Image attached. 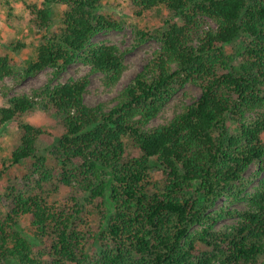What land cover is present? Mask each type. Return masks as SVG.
Masks as SVG:
<instances>
[{"label":"trees","instance_id":"trees-1","mask_svg":"<svg viewBox=\"0 0 264 264\" xmlns=\"http://www.w3.org/2000/svg\"><path fill=\"white\" fill-rule=\"evenodd\" d=\"M129 3L135 18L159 14L157 30L133 32L138 43L156 38L160 46L108 110L84 103L89 75L59 78L81 63L115 87L124 52L92 39L126 22L105 14L102 0L24 4L40 43L18 78L51 74L0 107V130L10 122L19 130L0 178L27 162L31 183L0 195V264H264V177L250 193L244 178L250 166L256 176L264 171V0ZM51 5L64 12L50 34ZM16 65L0 55V82L16 76ZM187 84L199 96L147 128ZM35 107L61 125L50 167L37 148L45 130L23 123ZM217 201L226 203L216 210ZM233 203L244 208L229 210ZM225 218L235 224L217 231Z\"/></svg>","mask_w":264,"mask_h":264},{"label":"rangeland","instance_id":"rangeland-1","mask_svg":"<svg viewBox=\"0 0 264 264\" xmlns=\"http://www.w3.org/2000/svg\"><path fill=\"white\" fill-rule=\"evenodd\" d=\"M43 0H0V55L6 54L16 62V76L5 78L0 82V107L6 104V101L14 96L30 95L31 91L40 88L50 78L51 70L46 69L37 73L33 77L23 80L18 75L24 68L27 59H33L35 47L40 43V35L30 24L24 4L41 5ZM102 11L107 15H113L126 22L121 31H110L99 34L92 39L93 43H109L116 45L124 52V65L126 67L117 85L113 88H107L103 85V76L100 73L90 74V68L81 63H74L66 69L59 78L60 83L67 82L70 79H79L89 75V85L84 95V103L89 107L101 106L104 110L110 109L114 104L119 92L130 82V80L139 72L151 55L159 49L160 43L156 38H150L142 43H138L134 35L133 27L148 28L155 31L160 27V16L157 12L144 16L142 19L135 18L130 9L129 0H102ZM64 12L63 6L51 5V27L50 34L58 31L61 24V16ZM161 16L164 10L160 9ZM158 14V15H157ZM21 42L26 48L20 52L14 53L8 47L11 43ZM229 51V48L226 49ZM200 89L194 85L187 84L179 90L173 98L162 109L160 114L154 118L147 128L156 127L167 123L184 104H189L192 99L199 96ZM23 123L41 127L45 130V135L41 136L37 142L38 154L48 157L47 164L50 167L53 162L48 155L49 148L56 142L58 134L62 131L60 122L57 118L46 116L39 107H35L23 118ZM18 127L15 122L7 123L0 130V167L3 162H7L11 151L16 147L19 139ZM28 163L23 162L19 167H12L0 178V195L4 193L5 187H14L16 190L28 189L31 183L24 179L28 173ZM156 174L158 170L154 171ZM256 174V168L250 166L244 174L247 186L245 191L250 193L258 185L259 179L264 177V171ZM35 178V177H33ZM106 201V200H105ZM5 199L0 196V205H4ZM108 204V201H106ZM226 201H217L214 209L218 210ZM244 208V203H233L228 206L229 210L240 211ZM25 227V223H21ZM235 224L233 218H225L216 225V230H223ZM197 229V228H196ZM194 229V230H196ZM29 242L38 245L32 237L24 233ZM10 264H13L12 262Z\"/></svg>","mask_w":264,"mask_h":264}]
</instances>
